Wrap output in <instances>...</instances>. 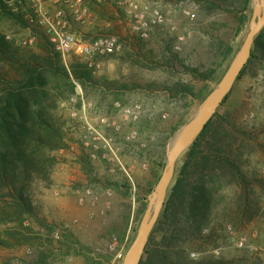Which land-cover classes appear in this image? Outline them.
<instances>
[{
	"label": "rangeland",
	"instance_id": "1",
	"mask_svg": "<svg viewBox=\"0 0 264 264\" xmlns=\"http://www.w3.org/2000/svg\"><path fill=\"white\" fill-rule=\"evenodd\" d=\"M140 1L164 17V24L147 40L132 32L129 20L113 4L88 3L94 14L88 35H115L122 43L120 53L99 71H89L79 59L68 71L42 36L33 47L12 44L20 63L0 62V75L12 81L0 86L1 111L16 107L3 100L9 89L20 86L28 64L40 65L44 86L30 90L28 109L40 110L47 123L31 130L43 144L22 132L29 145L23 159L37 167L32 171L23 164L18 171L25 200L0 192V264H123L115 258L121 251L126 254L138 236L173 141L224 80L254 16L253 1L246 8V0ZM23 8L25 12H14L0 0L1 36L29 34L25 19L32 5L24 3ZM8 12L20 15L23 22ZM252 54L215 114L216 122L224 118V123L213 129L189 172V205L169 215L167 225L158 219L144 264H264V30ZM117 103L141 105L139 120L125 122ZM101 114L122 124L118 144L136 191L121 174L112 176L105 162L91 163L79 144L81 118ZM132 133L133 143L126 140ZM189 151L177 163L168 196ZM73 182L79 189L92 186L98 198L81 205L69 188ZM106 187L113 191L112 198L102 194ZM203 198L211 210L205 222L197 224L191 215L199 212L191 205ZM225 225L257 233L253 244L258 252L229 249ZM205 228L213 229L211 237L203 235ZM216 247H224L219 259L209 254ZM193 253L199 256L193 258Z\"/></svg>",
	"mask_w": 264,
	"mask_h": 264
},
{
	"label": "built area",
	"instance_id": "2",
	"mask_svg": "<svg viewBox=\"0 0 264 264\" xmlns=\"http://www.w3.org/2000/svg\"><path fill=\"white\" fill-rule=\"evenodd\" d=\"M5 4L14 12H25L24 3H31L32 11L26 16L29 27L27 36L17 37L14 34L4 35L5 40L13 45L33 47L39 36H42L50 44L54 52L59 55L62 63L70 71V65L74 59H79L91 71H99L108 59L118 55L122 49L119 37L115 35L91 36L86 32L93 24V12L90 10L89 2L95 5L113 4L125 15L130 22L133 33L139 38L147 40L151 33L164 24V17L160 10H151L140 0H4ZM187 16L194 19L195 14L186 12ZM82 28V30H78ZM35 29V30H34ZM190 38L191 35H188ZM184 37L180 38V41ZM116 108L122 115L125 122H137L141 116V105L135 106L116 104ZM165 117V116H164ZM122 132V124L115 119L105 115L90 116L84 115L81 118L79 130V144L91 163L103 161L113 176L121 174L136 191V182L132 170L126 165L122 157V148L118 144V135ZM136 133H132L126 140L134 142ZM75 182V181H74ZM72 183L69 188L78 196L81 205L98 198L99 192L92 186L83 189L76 188ZM107 198H112L113 191L110 188L101 190ZM94 215L91 217L93 218ZM222 232L227 238L228 248L238 251L249 250L258 252L253 241L257 233H240L232 225H225ZM203 235L211 237L213 229L205 228ZM55 238H60V233H55ZM226 243V244H227ZM116 243L111 246L114 249ZM224 247L213 248L209 254L214 258H221L224 255ZM125 252L121 251L115 261H123ZM198 253L192 257L197 258ZM71 264V263H67Z\"/></svg>",
	"mask_w": 264,
	"mask_h": 264
},
{
	"label": "trees",
	"instance_id": "3",
	"mask_svg": "<svg viewBox=\"0 0 264 264\" xmlns=\"http://www.w3.org/2000/svg\"><path fill=\"white\" fill-rule=\"evenodd\" d=\"M252 1L253 0H246V8L250 7ZM8 14L14 20L20 23L23 22V19L20 15L15 14L14 12H8ZM48 45L50 44L48 43ZM56 56L60 59L59 55L56 54ZM253 56L254 55L252 54L251 59L253 58ZM19 58L20 53L13 49L12 44L8 43L5 38L0 35V62L2 63V61H5L10 62L11 64H16L21 62ZM251 59L248 63L251 62ZM37 68H40L39 64H28L27 68L24 69L23 79H20V86L18 88H11L6 92V98H4L3 102L16 105V107L14 109L5 108L4 111L0 110V192H2V190H6L9 194L16 196L20 201L25 199L22 197L23 187L20 181V177H22L23 175L22 173L19 175L18 171L21 170L23 164L27 167L28 170L33 169L32 171H35L37 168L35 162L27 158L23 159L25 157L24 153H27L29 145L23 142L24 137L22 136V132L25 130L26 134H29L31 136H28L30 140L35 141L38 144H43L42 139L40 140L38 138V135L32 133L31 130L34 129L37 125L43 126L44 124V126H47V123L41 117L40 110H32V107L30 110L28 109L31 102L28 98L30 90H35L38 86H44L45 79L40 76ZM245 69L243 70L241 76L244 74ZM11 82L12 81L10 79L4 77L3 75H0V86L2 84L11 85ZM12 100H14L15 102ZM9 118L15 121L10 122ZM224 121V118H220L217 123L215 115L207 124L201 135L197 138L195 143L191 146L188 153V160L165 202L163 214L159 218L160 224L164 223L167 225L169 219L171 218H168L169 215L175 214L177 210H179L178 212L184 211L187 205H189L187 203L188 188L191 186L190 184H188V180L190 178L189 172L197 162L199 154H201L202 146L205 142H207L208 136L212 133L217 124H223ZM5 142L7 144H4ZM207 162H210L209 157L207 158ZM236 171L243 178L240 169L237 168ZM200 201V203L195 202L193 205H191L193 212H195V210L199 212L198 215H196L195 213L191 215V218L195 220L197 224L199 223V221L205 222L206 217L209 216L211 210L206 198H203V200ZM246 206H249L247 200ZM176 218H178V216ZM146 255L151 256L152 254L148 253L147 251ZM144 263L145 262L142 260L141 264Z\"/></svg>",
	"mask_w": 264,
	"mask_h": 264
},
{
	"label": "water",
	"instance_id": "4",
	"mask_svg": "<svg viewBox=\"0 0 264 264\" xmlns=\"http://www.w3.org/2000/svg\"><path fill=\"white\" fill-rule=\"evenodd\" d=\"M253 8L254 16L250 32L229 72L218 89L208 98L197 118L180 132L181 134L177 139L175 138L176 140L168 153L167 166L153 192L138 236L127 251L123 264H141L150 236L158 222L168 192L175 179L176 166L179 159L204 131L247 66L252 55L255 39L264 30V0H253Z\"/></svg>",
	"mask_w": 264,
	"mask_h": 264
},
{
	"label": "bare ground",
	"instance_id": "5",
	"mask_svg": "<svg viewBox=\"0 0 264 264\" xmlns=\"http://www.w3.org/2000/svg\"><path fill=\"white\" fill-rule=\"evenodd\" d=\"M198 115H199V113H198V114L196 115V117H194V118H197ZM180 134H181V133H179V134L177 135L176 139L180 136ZM176 139H175V140H176ZM175 140L173 141L172 145L174 144ZM171 148H172V146H171Z\"/></svg>",
	"mask_w": 264,
	"mask_h": 264
}]
</instances>
